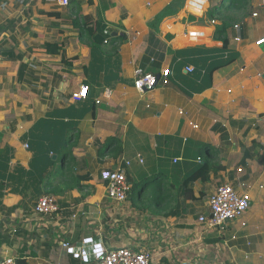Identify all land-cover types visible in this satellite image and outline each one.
Here are the masks:
<instances>
[{
    "label": "crops",
    "instance_id": "0c3cea01",
    "mask_svg": "<svg viewBox=\"0 0 264 264\" xmlns=\"http://www.w3.org/2000/svg\"><path fill=\"white\" fill-rule=\"evenodd\" d=\"M249 4L227 30L236 59L209 74L227 52L212 37L216 22H188L187 0H69L67 6L0 0V257L94 264L97 244L145 249L150 264H264V49L256 45L264 34L256 5L263 7L264 0ZM77 14L90 16L84 25L89 36L99 25L108 30L99 46L79 40L72 24ZM193 31L201 35L194 38ZM46 44L60 51L49 53ZM137 67L167 83L139 93L133 85ZM81 85L87 95L75 99ZM241 118L248 121L230 123ZM109 137L120 141L117 158L112 147L102 150ZM207 143L210 159L227 168L186 191L182 182L204 162ZM119 166L135 193L152 180L163 187L161 198L156 193L142 207L131 194L120 203L107 199L100 172ZM223 174L248 195L250 206L255 201L253 220L243 214L235 227L208 229L198 217L207 214V197ZM141 178L147 179L137 191ZM48 194L60 209L35 212L37 199ZM64 243L85 249L88 259Z\"/></svg>",
    "mask_w": 264,
    "mask_h": 264
},
{
    "label": "built area",
    "instance_id": "2783aa9c",
    "mask_svg": "<svg viewBox=\"0 0 264 264\" xmlns=\"http://www.w3.org/2000/svg\"><path fill=\"white\" fill-rule=\"evenodd\" d=\"M68 2L69 0H58L61 6H67ZM204 4L205 0H187L186 10L191 14H194L195 10H202V14L206 7ZM255 15L254 13L253 16ZM210 21L212 23L215 22V20ZM198 33L200 34L198 35ZM104 34H108L107 29H104ZM190 34L196 38L201 35V32L193 31ZM262 44H264V34L256 41V45ZM185 70L193 72V67L186 66ZM163 74L165 75L166 72ZM159 83L165 84L167 83V79H161L153 73L144 71L140 67L135 69L133 85L139 93L150 91ZM87 91L88 87L81 85L78 92H74L72 96L75 99H83L86 97ZM192 126L196 128V125ZM100 178L105 184L107 199L116 203L124 202L127 199L131 186L127 181L126 172L122 166L116 169H103L100 172ZM207 207V214H201L198 217V221L208 229L216 228L222 230L226 227L228 221H234L242 217L250 207V198L247 194L237 192L231 183L223 182L218 184L213 192L208 195ZM59 209L60 206L57 199L49 194L40 196L34 205L35 212L43 215H51ZM90 241L91 238L85 239V242ZM63 246L68 248L70 252H73L74 255L81 256L84 260L88 259V253L85 249L74 251L66 243ZM91 254L94 264H150L151 261V253L149 251L126 246L102 249L97 244H94ZM0 264H17V262L14 257L8 256L0 257Z\"/></svg>",
    "mask_w": 264,
    "mask_h": 264
},
{
    "label": "trees",
    "instance_id": "16d2710c",
    "mask_svg": "<svg viewBox=\"0 0 264 264\" xmlns=\"http://www.w3.org/2000/svg\"><path fill=\"white\" fill-rule=\"evenodd\" d=\"M76 6H78L76 4ZM224 8L229 9V10H235V11H243V16H245L246 12L251 8L249 1L247 0H219V3L215 5L212 9L208 10L206 13V19L208 20H214L215 18L219 19L220 25L216 26V30L214 33L213 38L215 40H219L222 42V47L221 50L226 51V55L223 58L218 59L213 63L211 68L209 69L208 73L211 74L215 70L224 67L230 63H232L237 55L236 52L230 49V42L231 39L234 40L232 37L228 36V29L231 27L230 26V21L232 20V17L229 15L228 11L224 12ZM205 16L203 20H206ZM90 21V16H83L77 14L76 17L72 20V24L74 27L79 29L78 32V38L82 42L87 43L90 47L93 46H99L101 42L104 40L105 34H104V26L99 25L97 28V31L89 36L86 29H84V25ZM4 27V26H3ZM237 27V25H236ZM234 26V28H236ZM5 28V27H4ZM0 29L3 30V28ZM46 47L48 48L49 53H58L60 50H57V47L52 45V44H46ZM198 47V46H195ZM202 49H209V50H214L213 48H205L203 46ZM190 49V48H189ZM64 59V55L62 53V60ZM23 67L20 65L19 70H18V78H21V73H22ZM248 119L246 118H241L239 120H233L230 123L232 124H239L243 125ZM249 129V127L245 130V132ZM244 132V133H245ZM222 139H226V133L222 132L221 134ZM107 146L112 147V150L114 151V157L117 158L120 156L122 147L120 144V141H118L117 138L114 137H109L106 140V143L102 146V150L104 151ZM203 151H204V157H203V163H199L197 167L189 173L183 180L182 185L185 187L186 191L191 192V185L194 181L200 180V181H208L210 179L211 173L213 175H217L219 171L226 170L227 166L224 164H221L218 161H213L210 159L209 154H210V149L212 147L210 146L209 143L204 144L203 146ZM245 152V151H244ZM248 152H245L243 154L242 160L245 159V154ZM98 155L101 156L102 152L98 151ZM65 155H70L69 150L65 153ZM247 155V154H246ZM72 160L73 157L69 156ZM79 180V178H78ZM76 181L75 184L77 186H80L79 181ZM162 186L160 185L159 182L156 181H146L144 186L142 187V191H139L138 193H135L136 187L133 185L132 188H130L129 194L132 195L131 199L133 200L134 205H140L141 207L150 203L154 202L156 200L155 194L158 193L159 197L161 198V190ZM148 190L152 192V196L148 197L146 196ZM138 207V206H137ZM140 208V207H139ZM17 264H25L24 261L22 260H16Z\"/></svg>",
    "mask_w": 264,
    "mask_h": 264
},
{
    "label": "rangeland",
    "instance_id": "374dc122",
    "mask_svg": "<svg viewBox=\"0 0 264 264\" xmlns=\"http://www.w3.org/2000/svg\"><path fill=\"white\" fill-rule=\"evenodd\" d=\"M247 1H250V0H247ZM219 3V0H207V6H206V8L204 9V11H203V13L200 15V16H197V15H194L193 13L191 14V13H189L188 15H187V20H188V22H191V23H195V24H201V25H211V24H214V23H212L210 20H208V19H206V13L208 12V10H210V9H212L215 5H217ZM256 9H258V11L260 12V14L261 15H263L264 14V8L263 7H261L259 4L258 5H256ZM3 10V9H2ZM229 9H227L226 10V8H224V12H226V11H228ZM228 13H229V15L232 17V20L230 21V25L231 24H233L235 21H240L241 20V18H242V16H243V11H235V10H229L228 11ZM204 16H205V19L206 20H203V18H204ZM4 17V13L3 12H0V25H4V22L3 21H1V18H3ZM215 20V25L217 26V21H219V19H217V18H215L214 19ZM259 20V19H258ZM218 25H220V23L218 24ZM1 30V29H0ZM198 30H199V28H198ZM215 30H216V27L214 28V32H213V34H212V37L214 36V33H215ZM249 41V40H248ZM247 41V42H248ZM197 43H202V44H208L209 43V41L208 40H206L205 42H196V41H191V42H188V43H186V44H197ZM243 44H244V41L242 42V46H243ZM206 45H199V46H206ZM259 48L260 49H264V44H262L261 46H259ZM262 60V59H261ZM259 80H261V82H262V78H261V74L258 72V73H256V74H254ZM242 89V92L245 94V95H249V89L248 88H241ZM234 93V92H233ZM233 93H232V95H233ZM249 98H250V96H249ZM256 123V122H255ZM257 125H259V123L257 122L256 123ZM256 125V126H257ZM252 126V125H251ZM257 128H259V127H257ZM200 129V128H199ZM198 129V130H199ZM232 160H234V155H236V153H233L232 152ZM224 176H222L221 175V177H217V183L219 182V183H223V182H229V183H231V180H229V178H227L226 179V177H227V174H223ZM145 179H147V178H141L138 182H137V191H139L140 189H141V187H142V185L145 183ZM142 182V183H141ZM141 183V184H140ZM232 184V183H231ZM232 186H233V184H232ZM127 199H128V197H127ZM126 199V200H127ZM125 200V201H126ZM256 208V204H255V201H253L252 202V205L249 207V209L247 210V212H245L244 213V215H243V219H245V220H248V222L250 223L253 219L251 218L250 219V215L252 214V211L254 210ZM207 209H208V207L205 209V211H207ZM264 211V210H263ZM260 219V221H262L263 223H264V212H263V215H262V217H260L259 218ZM236 221H238V220H234V221H228V223L227 224H235L234 225V227L235 226H237L238 224H236L237 222ZM139 226V225H138Z\"/></svg>",
    "mask_w": 264,
    "mask_h": 264
}]
</instances>
